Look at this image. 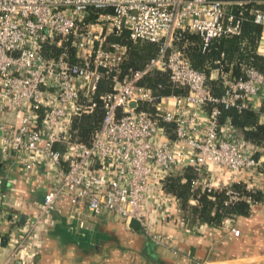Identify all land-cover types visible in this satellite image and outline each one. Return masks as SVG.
Instances as JSON below:
<instances>
[{"label":"built area","instance_id":"2783aa9c","mask_svg":"<svg viewBox=\"0 0 264 264\" xmlns=\"http://www.w3.org/2000/svg\"><path fill=\"white\" fill-rule=\"evenodd\" d=\"M227 3L0 0V115L7 109L18 112L15 127L0 121V152L20 155L24 178L39 164L51 168L54 175L53 185L34 204L31 219L11 231L10 260L31 261L34 233L62 195L68 197L73 216L84 205L89 213L106 210L127 226L135 219L144 228L145 197L153 179L160 183L177 166L190 165L197 173L193 184L202 189L223 188L227 200L239 196L230 183H213L201 172L207 164L222 165L240 178L260 168L261 159L244 148L228 120L219 123L218 105L253 107L257 93L264 91V73L242 62H237L238 72H234L220 53L207 72L222 87L215 95L205 84L206 74L174 44L177 30L182 29L198 34L201 49L213 37L237 35L242 11L229 10ZM253 21L264 31L263 12L254 10ZM122 32L133 41L156 42L157 48L141 68L120 74L127 48L108 35ZM64 42L72 47L74 60L68 59L65 47L57 54L42 51L45 43L61 46ZM151 70L165 72L172 84L186 87V92L157 99L148 86L138 83ZM101 78L108 79L110 88L97 95L103 113L85 143L71 136L70 118L94 107L89 95ZM144 103L152 110L142 107ZM1 184L0 175V194ZM230 230L238 233L235 227ZM152 237L160 242L157 235Z\"/></svg>","mask_w":264,"mask_h":264},{"label":"crops","instance_id":"0c3cea01","mask_svg":"<svg viewBox=\"0 0 264 264\" xmlns=\"http://www.w3.org/2000/svg\"><path fill=\"white\" fill-rule=\"evenodd\" d=\"M263 50L261 28L256 51L264 54ZM263 99L264 91H259L251 108L258 111ZM258 119L264 121V111ZM0 121L15 127L18 112L7 109ZM242 141L244 148L256 152L261 159L258 170L246 171L238 178L222 165L207 164L201 175L213 183L241 182L251 190L261 191L262 198L252 203L247 214L225 218L219 225L187 222L175 198L153 179L145 197L147 230L134 229L106 210L89 213L84 205L73 216L68 197L62 195L34 233L35 252L28 264H264V143ZM0 175V264H19L8 258L9 235L14 227H22L31 219L34 204L53 185L54 175L51 168L39 164L29 178H24L20 155L12 151L0 152ZM231 227L238 233L233 234Z\"/></svg>","mask_w":264,"mask_h":264},{"label":"trees","instance_id":"16d2710c","mask_svg":"<svg viewBox=\"0 0 264 264\" xmlns=\"http://www.w3.org/2000/svg\"><path fill=\"white\" fill-rule=\"evenodd\" d=\"M226 8L231 11L240 9L242 19L240 30L237 35H223L213 37L204 49H201L200 38L195 31L182 29L177 30L174 37V44L177 46L184 58L190 64L202 70L206 74L205 84L210 88L212 94H220L222 87L216 79L208 78V67L213 60L223 54V58L232 63L234 72H238L237 62L252 65L260 72L264 73V54L256 51L257 42L261 32L262 25L253 21L254 10L264 12V0H248L245 4L238 5V0H228ZM88 18L90 16H87ZM109 40H118L126 45V54L120 62V74L134 68H141L151 57L157 48L156 42L147 40L129 39L125 32L117 36L113 33L108 35ZM62 47L68 52V59L74 60L73 49L68 42L61 46L43 44L44 54H57ZM139 84L148 86L152 93L160 97L174 93L186 92V87L172 84L165 72L151 70L145 73L139 80ZM161 86L158 87L157 84ZM110 83L108 79L101 78L98 81L96 90L89 95V98L95 101L94 107L87 112L79 115H72L70 118V134L77 140L87 143L90 140L93 129L98 125L103 109L98 99V94L108 90ZM86 98V97H85ZM84 99V98H83ZM142 107L152 110L151 106L145 103ZM218 121L223 124L228 120L229 125L240 134L242 140L253 143H264V121H259L258 114L264 111V99L258 111L250 107L244 108H223L218 105ZM165 127L169 123L159 120ZM257 156L256 152H253ZM197 176L196 171L190 165H184L179 171L168 172L160 180L161 189L167 194H171L177 203V208L181 213L183 220L190 223H206L210 225H219L225 218H231L235 215H245L249 212L250 206L255 201L262 198V192L251 190L241 182H232L230 187L238 191V197L227 200L224 189L205 190L199 185L193 184Z\"/></svg>","mask_w":264,"mask_h":264},{"label":"water","instance_id":"95a60500","mask_svg":"<svg viewBox=\"0 0 264 264\" xmlns=\"http://www.w3.org/2000/svg\"><path fill=\"white\" fill-rule=\"evenodd\" d=\"M129 104H130V105H134V102H133V101H130ZM262 165L264 166V158L262 159ZM19 220H21V218H20ZM128 224H129V226H131V227L134 228V229H138V228H139V223H138V221L135 220V219H130V220L128 221ZM1 240L4 241V240H5V237L3 236V237L1 238Z\"/></svg>","mask_w":264,"mask_h":264},{"label":"rangeland","instance_id":"374dc122","mask_svg":"<svg viewBox=\"0 0 264 264\" xmlns=\"http://www.w3.org/2000/svg\"><path fill=\"white\" fill-rule=\"evenodd\" d=\"M176 171H179V169H177Z\"/></svg>","mask_w":264,"mask_h":264}]
</instances>
